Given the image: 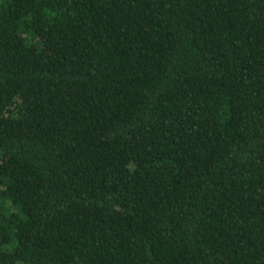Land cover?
Instances as JSON below:
<instances>
[{
  "label": "trees",
  "instance_id": "obj_1",
  "mask_svg": "<svg viewBox=\"0 0 264 264\" xmlns=\"http://www.w3.org/2000/svg\"><path fill=\"white\" fill-rule=\"evenodd\" d=\"M0 264H264V0H0Z\"/></svg>",
  "mask_w": 264,
  "mask_h": 264
}]
</instances>
